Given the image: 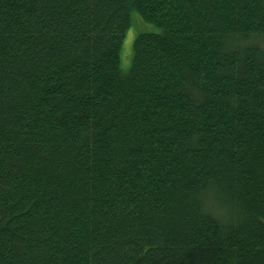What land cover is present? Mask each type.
<instances>
[{"label":"trees","instance_id":"obj_1","mask_svg":"<svg viewBox=\"0 0 264 264\" xmlns=\"http://www.w3.org/2000/svg\"><path fill=\"white\" fill-rule=\"evenodd\" d=\"M0 264H264V0H0Z\"/></svg>","mask_w":264,"mask_h":264},{"label":"rangeland","instance_id":"obj_2","mask_svg":"<svg viewBox=\"0 0 264 264\" xmlns=\"http://www.w3.org/2000/svg\"><path fill=\"white\" fill-rule=\"evenodd\" d=\"M131 25L126 32L125 38L123 40V45L121 49V70L123 73H128L130 70L133 58H134V42L140 34L156 33L158 28L154 25L146 23L141 15L132 11L130 14Z\"/></svg>","mask_w":264,"mask_h":264}]
</instances>
